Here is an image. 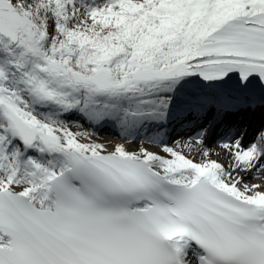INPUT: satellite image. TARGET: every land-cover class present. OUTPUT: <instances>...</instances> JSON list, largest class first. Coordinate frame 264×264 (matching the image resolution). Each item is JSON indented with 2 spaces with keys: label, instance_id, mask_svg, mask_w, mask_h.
I'll use <instances>...</instances> for the list:
<instances>
[{
  "label": "snow or ice",
  "instance_id": "6c2138e0",
  "mask_svg": "<svg viewBox=\"0 0 264 264\" xmlns=\"http://www.w3.org/2000/svg\"><path fill=\"white\" fill-rule=\"evenodd\" d=\"M0 264H264V0H0Z\"/></svg>",
  "mask_w": 264,
  "mask_h": 264
},
{
  "label": "bare ground",
  "instance_id": "6f19581e",
  "mask_svg": "<svg viewBox=\"0 0 264 264\" xmlns=\"http://www.w3.org/2000/svg\"><path fill=\"white\" fill-rule=\"evenodd\" d=\"M101 142H104V143H106V145H108V146H111L112 144H115V143H120V141H119V139H115V138H111L110 140H105V141H101ZM132 147H135V145L133 144V145H131ZM151 150H158L157 149V146L156 145H151ZM187 151V150H186ZM214 151H219V149L217 148H215V150ZM213 159H218L221 163H226L227 162V158L226 157H224V156H213L212 157ZM201 159V157H199V156H197L196 157V160L197 161H199ZM250 183L251 182H257V183H259V182H261V181H259V180H256V181H249Z\"/></svg>",
  "mask_w": 264,
  "mask_h": 264
}]
</instances>
